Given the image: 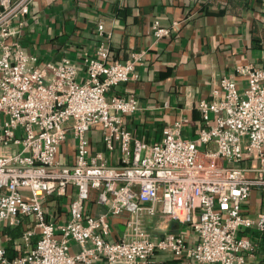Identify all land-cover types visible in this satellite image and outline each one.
<instances>
[{
	"label": "built area",
	"instance_id": "built-area-1",
	"mask_svg": "<svg viewBox=\"0 0 264 264\" xmlns=\"http://www.w3.org/2000/svg\"><path fill=\"white\" fill-rule=\"evenodd\" d=\"M34 1L0 0V223L32 218L24 238L37 236L13 259L1 246L0 264H150L165 250L200 264H246L253 234L264 232V210L243 212L254 188L264 192V67L237 65L244 84L220 78L214 98L199 103L204 124L195 138L182 136L189 120L181 117L160 141L145 142L122 124L136 99L108 96L138 77L141 54L108 62L101 45L83 80L67 58L39 65L20 39ZM170 32L155 23L157 37ZM98 125L107 150L119 147V163L91 154L88 132ZM70 135L76 158L64 163L59 149ZM48 197L63 199L65 220L49 211ZM92 198L102 212H88ZM159 216L189 227L196 241L154 237L146 219Z\"/></svg>",
	"mask_w": 264,
	"mask_h": 264
},
{
	"label": "crops",
	"instance_id": "crops-1",
	"mask_svg": "<svg viewBox=\"0 0 264 264\" xmlns=\"http://www.w3.org/2000/svg\"><path fill=\"white\" fill-rule=\"evenodd\" d=\"M100 22L103 32L98 30ZM156 22L170 28V34L157 37ZM20 39L39 65L70 60L78 67L80 80L87 76V58L97 57L101 45L109 49L108 62L141 54L138 77L113 86L108 93L137 101L136 110L121 114L123 126L134 137L153 143L162 139L167 126L187 117L181 134L195 138L204 124L199 103L214 98L220 78L232 75L244 84L246 80L235 71L237 65L264 67V0H35ZM88 137L91 154L101 151L109 162L119 163V147L107 150L100 125ZM76 144L72 135L61 144L62 162H74ZM47 204L50 212L67 218L62 198L48 197ZM103 210L93 198L89 201V213ZM262 210L264 192L254 188L243 212L256 217ZM32 223L28 217L19 225L0 223V247L8 258L24 254L36 243L37 236L29 245L24 238ZM146 226L156 238L173 232L196 241L189 227L167 216L148 217ZM252 240L255 252L247 256L246 264H264V232H255ZM94 264L108 263L101 258ZM150 264L200 263L165 250L157 251Z\"/></svg>",
	"mask_w": 264,
	"mask_h": 264
}]
</instances>
